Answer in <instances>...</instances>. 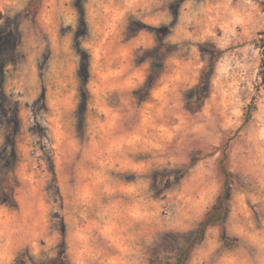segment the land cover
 <instances>
[{
    "label": "rangeland",
    "instance_id": "rangeland-1",
    "mask_svg": "<svg viewBox=\"0 0 264 264\" xmlns=\"http://www.w3.org/2000/svg\"><path fill=\"white\" fill-rule=\"evenodd\" d=\"M262 2L0 0V264H264Z\"/></svg>",
    "mask_w": 264,
    "mask_h": 264
},
{
    "label": "trees",
    "instance_id": "trees-1",
    "mask_svg": "<svg viewBox=\"0 0 264 264\" xmlns=\"http://www.w3.org/2000/svg\"><path fill=\"white\" fill-rule=\"evenodd\" d=\"M263 11H264V2H262ZM4 18V13L0 9V21ZM256 47L261 51V65H260V78L261 84L264 85V30L260 32L259 37L255 41ZM86 63L82 69L85 70ZM220 171L223 175L228 176L229 171L226 165H220ZM226 216H227V202L225 195H222L215 207L210 210L200 226L196 230L195 234L189 240L188 244L185 247L177 248L171 252H164L160 255L158 260L153 264H186L193 249L201 244L204 240L206 230L211 225H219L222 228V231L226 233L227 224H226ZM62 255L65 259V264H70L68 259L66 258L64 250L62 251Z\"/></svg>",
    "mask_w": 264,
    "mask_h": 264
}]
</instances>
